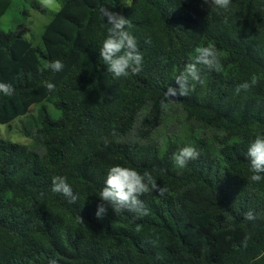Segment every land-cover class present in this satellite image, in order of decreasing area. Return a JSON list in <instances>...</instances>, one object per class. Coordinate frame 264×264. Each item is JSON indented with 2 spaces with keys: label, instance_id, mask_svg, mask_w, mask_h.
<instances>
[{
  "label": "trees",
  "instance_id": "obj_1",
  "mask_svg": "<svg viewBox=\"0 0 264 264\" xmlns=\"http://www.w3.org/2000/svg\"><path fill=\"white\" fill-rule=\"evenodd\" d=\"M60 1L39 45L0 26V83L12 90L0 94V124L39 105L24 128L32 144L0 137V264H264V179H249L244 155L264 134V0H232L227 12L211 0ZM12 4L0 0V19ZM102 10L128 19L138 74L114 78L99 59ZM209 45L220 70L197 65L180 95L177 78ZM54 60L61 72L47 67ZM167 105L188 124L187 139L157 135ZM189 145L199 155L177 169L171 158ZM115 165L165 189L140 196L148 215L109 207L97 217ZM55 176L72 196L51 191Z\"/></svg>",
  "mask_w": 264,
  "mask_h": 264
},
{
  "label": "clouds",
  "instance_id": "obj_2",
  "mask_svg": "<svg viewBox=\"0 0 264 264\" xmlns=\"http://www.w3.org/2000/svg\"><path fill=\"white\" fill-rule=\"evenodd\" d=\"M205 2L208 4L209 0H205ZM39 3L43 9L54 11L59 8L58 0H39ZM231 3L232 0H211V4L217 10L225 12L230 9ZM102 14L107 25V35L99 46V59L103 61L107 72L111 73L114 78L138 74L142 68L143 55L138 50L136 38L128 30L130 26L128 19L109 10H102ZM197 65L219 71L221 67L220 53L211 45L195 50L194 61L188 64L184 73L177 78L180 95H187L190 91L189 82L199 78ZM47 67L58 73L63 70L64 64L60 60H54ZM252 83L254 84L255 80ZM249 86L248 82H244L239 85L237 90H247ZM45 87L47 91L51 92L56 86L54 83L48 82ZM0 94L10 96L12 94L10 85L0 83ZM171 94L176 95L175 90ZM198 155L196 149L189 145L179 149L171 159L177 169H183L190 160L196 159ZM244 155L249 164V171L252 173L249 179L253 182L264 179V134L256 136L248 145ZM150 190L158 191L161 194L165 191L148 172L140 173L135 169L120 165L112 166L107 171L103 188L98 195L100 202L97 204L96 215L98 218H103L110 207L115 214L128 211L139 217L146 216L148 209L145 208L140 196ZM51 191L67 197L72 196L73 189L66 177L55 176L51 182ZM247 219H254L251 212L247 214ZM137 230L139 231V228Z\"/></svg>",
  "mask_w": 264,
  "mask_h": 264
},
{
  "label": "rangeland",
  "instance_id": "obj_3",
  "mask_svg": "<svg viewBox=\"0 0 264 264\" xmlns=\"http://www.w3.org/2000/svg\"><path fill=\"white\" fill-rule=\"evenodd\" d=\"M58 3L59 8L57 10L46 9L45 12H41L32 6V0H13L11 8L0 19V26L6 30H21L23 35L34 45H39L42 42V33L46 24L52 20L61 7L60 0ZM38 107L39 105L31 106L27 116H20L9 125L0 124V137L13 142L32 144V139L25 135L24 128L30 119V115L37 113ZM49 108L54 115H57L51 104H49ZM174 108L170 105L166 106L167 115L164 116L157 135L165 140L168 135L173 137V132H177L179 138L187 139L190 133L188 124L184 123L183 117H180Z\"/></svg>",
  "mask_w": 264,
  "mask_h": 264
},
{
  "label": "water",
  "instance_id": "obj_4",
  "mask_svg": "<svg viewBox=\"0 0 264 264\" xmlns=\"http://www.w3.org/2000/svg\"><path fill=\"white\" fill-rule=\"evenodd\" d=\"M169 96H170V99H171L172 101H176V100H177V97H176L175 95H172V94L170 93Z\"/></svg>",
  "mask_w": 264,
  "mask_h": 264
}]
</instances>
